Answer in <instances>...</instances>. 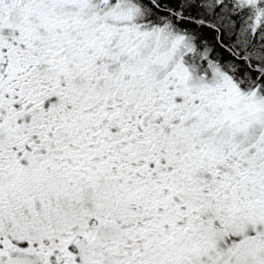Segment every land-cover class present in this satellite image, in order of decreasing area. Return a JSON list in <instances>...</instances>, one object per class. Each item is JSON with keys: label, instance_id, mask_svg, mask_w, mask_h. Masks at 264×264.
Returning a JSON list of instances; mask_svg holds the SVG:
<instances>
[{"label": "snow or ice", "instance_id": "obj_1", "mask_svg": "<svg viewBox=\"0 0 264 264\" xmlns=\"http://www.w3.org/2000/svg\"><path fill=\"white\" fill-rule=\"evenodd\" d=\"M0 264H264V0H0Z\"/></svg>", "mask_w": 264, "mask_h": 264}]
</instances>
